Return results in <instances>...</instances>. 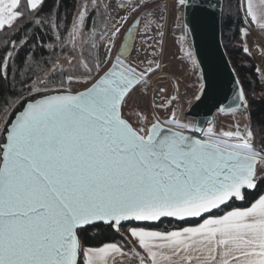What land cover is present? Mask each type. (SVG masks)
I'll use <instances>...</instances> for the list:
<instances>
[{
	"label": "snow or ice",
	"instance_id": "6c2138e0",
	"mask_svg": "<svg viewBox=\"0 0 264 264\" xmlns=\"http://www.w3.org/2000/svg\"><path fill=\"white\" fill-rule=\"evenodd\" d=\"M43 4L0 0V30L11 33L0 48V81H13L0 104V264H264V145L257 146L240 81L226 110H242L245 122L227 129L186 122L174 107L161 119L156 109L176 97L153 101L150 113L137 110L133 93L161 67L134 47L137 33L142 42L154 28L163 34L157 0H121L124 15L116 17L104 0H91L70 26L56 9L43 13ZM239 6L241 34L252 24L264 32V0ZM167 8L190 30L189 10H209L199 0H170ZM56 48L70 54L43 55ZM210 87L202 84L194 99ZM249 192L256 194L249 199ZM162 218L185 226H130L121 241L97 246L81 238L97 224L120 233L126 223ZM193 218L199 222L187 223Z\"/></svg>",
	"mask_w": 264,
	"mask_h": 264
},
{
	"label": "trees",
	"instance_id": "16d2710c",
	"mask_svg": "<svg viewBox=\"0 0 264 264\" xmlns=\"http://www.w3.org/2000/svg\"><path fill=\"white\" fill-rule=\"evenodd\" d=\"M23 2V0H22ZM241 0H224L223 13H222V42L225 50L229 54L232 65L236 69L237 75L240 78L241 85L245 90L248 100L250 101L251 112V128L255 131L257 146H261L263 143L262 136L264 135V82L261 79L258 63L254 58L252 52L250 54L243 51L245 46L243 35L240 29L247 27L243 19H240L242 12L240 10ZM80 0H44L43 13H48L50 10H58V14L61 17H66L65 24L71 25L73 15L79 6ZM104 9L101 8V11ZM93 16L97 14L92 13ZM11 36V33L5 30H0V48L3 47L4 41ZM44 43H52V40L48 39V35L43 37ZM68 49H64L63 52L56 48L52 50H44L43 55L45 57L55 59L61 54L65 53ZM27 49H22L20 55L23 56ZM37 55H40L39 50ZM95 55V53H94ZM16 66L13 65V68ZM12 77H9L8 81H0V104L3 103L5 97L11 96L10 88L12 86ZM16 87L20 85L16 83ZM3 118V113H0V119ZM258 191H264V181L259 183ZM256 193L249 192L248 198L251 199ZM247 206V201H233L231 207H244ZM227 208L221 211H216L213 215H220L223 211H227ZM197 219L189 220L187 223H198ZM130 226H142L150 227L159 230H171L185 226V222H177L169 219H164L156 224H125L120 229V233L115 232L113 229L107 227L104 224H97L94 227H88L85 231L81 232V238L85 242V246H97L102 242L107 241H121V234L125 235L126 229Z\"/></svg>",
	"mask_w": 264,
	"mask_h": 264
},
{
	"label": "rangeland",
	"instance_id": "374dc122",
	"mask_svg": "<svg viewBox=\"0 0 264 264\" xmlns=\"http://www.w3.org/2000/svg\"><path fill=\"white\" fill-rule=\"evenodd\" d=\"M104 2L109 5L107 11L113 17H116L117 14H119V16L124 15L123 10L119 7L121 0H104ZM157 2L160 5L159 14L164 17L163 28L161 29L163 34L158 35L154 28L150 33L151 39L142 42L140 34L137 33L134 40V47L141 49L139 55L140 59L155 60L160 64V70L156 71L155 75L151 76L150 83L154 82V80L169 83L170 94L163 103H166L171 97H176V100L170 108L163 110L156 109L157 114L161 119H164L170 114L171 108L174 107L177 116L180 118L181 114L188 110L190 105L195 101L194 96L199 94L203 79L188 32L186 29L181 28V21L170 14L167 8L170 0H157ZM85 3L89 7L91 6V0H80L76 12L80 9V6ZM120 42L121 41H118V43ZM104 52L105 49L101 47L99 49L101 58ZM189 52L192 53V59L188 58ZM68 54H70L69 49L61 54L59 58L63 59V57ZM133 56H135V52H133ZM255 60L257 61L256 58ZM70 86L73 90H82L81 84H72ZM146 111L150 113L152 109L150 108ZM241 111L242 110H238L235 114L218 112L215 115L212 125H215L217 129H227L229 127H234L237 122L243 124L245 118L240 115ZM132 119L135 120L136 118L132 117ZM262 138L264 143V135ZM126 234L125 232V235Z\"/></svg>",
	"mask_w": 264,
	"mask_h": 264
},
{
	"label": "water",
	"instance_id": "95a60500",
	"mask_svg": "<svg viewBox=\"0 0 264 264\" xmlns=\"http://www.w3.org/2000/svg\"><path fill=\"white\" fill-rule=\"evenodd\" d=\"M199 2L204 8L209 10L195 13L189 10V15L186 19L191 30L185 29L192 41L193 51L201 70L203 84L207 82L211 87L207 97L199 102L195 100L190 105L186 115L196 118L195 123L207 129L209 124L214 122L216 113L221 112L217 110L219 104L225 106V111L222 112H227V107L232 103L231 96L234 88V79L240 81V78L222 42L224 0H199ZM192 134L198 137L203 135L201 132ZM164 219L181 222L174 218H162L161 221ZM159 222L133 223L156 224Z\"/></svg>",
	"mask_w": 264,
	"mask_h": 264
},
{
	"label": "built area",
	"instance_id": "2783aa9c",
	"mask_svg": "<svg viewBox=\"0 0 264 264\" xmlns=\"http://www.w3.org/2000/svg\"><path fill=\"white\" fill-rule=\"evenodd\" d=\"M252 54L257 59L260 76L262 81L264 82V52L261 53L260 50L256 48L252 50ZM160 88H164L165 91L159 92L158 89ZM169 94H170L169 83L154 80V82H151L149 84L147 89L143 91L138 89L136 93H133V98L129 101V105L131 106L134 103L138 102L139 108L137 110H147L151 108V104L153 101L157 104L163 103L164 100L168 98ZM186 112L187 110L181 114L180 117L181 119L184 114L186 115ZM183 120H185L186 122L187 121H191L194 123L196 122V118L188 115H186V117L183 118Z\"/></svg>",
	"mask_w": 264,
	"mask_h": 264
},
{
	"label": "crops",
	"instance_id": "0c3cea01",
	"mask_svg": "<svg viewBox=\"0 0 264 264\" xmlns=\"http://www.w3.org/2000/svg\"><path fill=\"white\" fill-rule=\"evenodd\" d=\"M243 38L250 52L256 48H258L261 53L264 52V32H261L255 24L251 25L249 34L243 35Z\"/></svg>",
	"mask_w": 264,
	"mask_h": 264
},
{
	"label": "bare ground",
	"instance_id": "6f19581e",
	"mask_svg": "<svg viewBox=\"0 0 264 264\" xmlns=\"http://www.w3.org/2000/svg\"><path fill=\"white\" fill-rule=\"evenodd\" d=\"M185 117H186V115L184 114V115L182 116V119L185 118Z\"/></svg>",
	"mask_w": 264,
	"mask_h": 264
}]
</instances>
